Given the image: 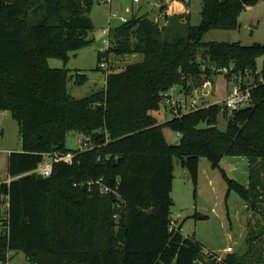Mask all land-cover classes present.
<instances>
[{
  "label": "trees",
  "instance_id": "16d2710c",
  "mask_svg": "<svg viewBox=\"0 0 264 264\" xmlns=\"http://www.w3.org/2000/svg\"><path fill=\"white\" fill-rule=\"evenodd\" d=\"M261 1L204 0L198 26L188 13L165 16L164 26L134 16L110 31L112 46L98 52L96 71L113 55L143 60L122 70L111 66L104 89L75 99L69 82L82 86L87 76L53 69L49 60L67 64L70 53L93 44L95 0H0V111L11 113L22 138L21 152L9 156L13 180L0 183L1 264L11 252H23L30 264H264L261 232H249L244 254L221 260L195 237H184L173 226L171 197L174 158L193 181L195 199L206 158L221 171L229 194L253 210L264 202V63L261 73L257 63L264 43L203 41L214 30H237L243 12ZM222 69L228 81L251 90L247 108L211 104L159 123L154 113L166 94L190 95ZM248 76L251 87L243 86ZM221 114L225 131L218 127ZM164 129L179 134V142L170 144ZM70 132L89 138L90 149L69 150ZM69 153L72 164L55 163L52 175L38 180L47 155ZM226 157L249 159L248 187L222 168ZM96 181L103 186H89Z\"/></svg>",
  "mask_w": 264,
  "mask_h": 264
},
{
  "label": "rangeland",
  "instance_id": "374dc122",
  "mask_svg": "<svg viewBox=\"0 0 264 264\" xmlns=\"http://www.w3.org/2000/svg\"><path fill=\"white\" fill-rule=\"evenodd\" d=\"M204 0H142L135 5L131 0H113L112 4L95 0L89 14L95 31L90 34L93 44L77 52L69 54L67 64L59 59L49 60V66L53 69L67 68L70 76L82 72L88 81L82 86L69 82V93L75 99H83L93 93L102 90L106 86V77L98 66V52L105 46L104 40L108 39L109 31H115L123 23V19L131 20L134 16L147 15L149 19L161 26L165 25V16L172 19L183 13L190 14L191 24L198 26L202 21V8ZM163 13H161V9ZM204 43H241L244 46L264 43V0L258 5L248 8L239 18V28L233 31L214 30L207 33ZM133 45L136 40L132 39ZM117 69L122 70L130 64L141 62L142 56H128L118 59L114 55ZM201 60V59H200ZM258 72L261 73L264 57L258 60ZM213 82L203 81V85L194 87L188 101L196 99L208 104H221L227 93L233 90L236 82L228 81L223 72L212 71ZM254 84L253 76L243 80V86L251 87ZM174 99L179 95L173 92ZM201 102V103H202ZM245 105L243 108H247ZM159 123L172 119L171 106L161 105V110L154 113ZM228 120L223 114L219 117V129L225 131ZM164 134L170 144L179 142V134L169 129H164ZM85 136L76 132L67 135V147L71 151L84 150L82 145ZM22 138L18 123L12 118L10 112L0 111V183H5L9 177L8 157L10 152H21ZM222 168L227 174L248 187L249 185V159L246 157H226ZM264 179V176H263ZM173 200L172 222L176 228H182L184 237H195L207 253L213 252L224 258L229 254L224 253L226 248L232 247L231 254H244L246 251V239L250 231L257 235L263 233L264 239V202L257 204L253 210L234 191L229 194V186L223 179L218 169L212 168L206 158H201L199 165V180L197 185V197L195 199V185L190 179L181 161L174 158V182L171 194ZM197 214L199 216H197ZM202 216L207 219L203 220ZM264 251V240L261 242ZM1 264V263H0ZM8 264H30L23 252H11Z\"/></svg>",
  "mask_w": 264,
  "mask_h": 264
},
{
  "label": "built area",
  "instance_id": "2783aa9c",
  "mask_svg": "<svg viewBox=\"0 0 264 264\" xmlns=\"http://www.w3.org/2000/svg\"><path fill=\"white\" fill-rule=\"evenodd\" d=\"M131 1L133 2V4L139 5L141 4L142 0H131ZM185 1H187L188 3V0H185ZM106 3L112 4L113 0H107ZM125 22H127V20L123 19V23ZM104 44L105 46L100 49V52L102 53H105L106 51H108L112 46L110 31H109L108 39L104 40ZM115 65L116 64L111 58L104 59L102 63L100 64L101 73L103 74V72H105L104 75L106 77L109 72L110 67L115 66ZM221 72L227 74L229 71L228 69H222ZM174 90H176L179 95L178 99H174V94H173ZM188 99H189V95H187L186 93L178 89H173L171 92L166 94L165 103L167 106L168 104L171 106V112L175 116L180 115L181 112L188 113V112L198 110L200 108L208 107L210 105L208 103H203L202 101H197L196 99H193L190 102L188 101ZM221 103L223 104L224 107L228 108L230 111L241 109L245 105H250L251 90L249 88L243 89L239 83H236L233 90ZM82 145L84 146V150L90 149L91 147L90 139L86 137V140H83ZM74 157L75 155L73 153H69L66 155L64 154L47 155L46 161L42 165L39 166V168L36 170V173L38 175H42L43 177H50L53 173L55 163L64 162L67 164H72L74 161ZM93 184L103 186L101 181L90 182L89 186H92ZM101 190H102L101 191L102 193H105L106 191V189L104 188H102ZM3 210H4V218L7 220L8 214L6 213L8 211V205H5ZM0 232H2V230H0ZM232 252H233L232 247H228L225 250L226 254H231ZM218 259L221 260L222 258L219 257Z\"/></svg>",
  "mask_w": 264,
  "mask_h": 264
},
{
  "label": "crops",
  "instance_id": "0c3cea01",
  "mask_svg": "<svg viewBox=\"0 0 264 264\" xmlns=\"http://www.w3.org/2000/svg\"><path fill=\"white\" fill-rule=\"evenodd\" d=\"M231 91H232V90H231ZM231 91H229V92L227 93L226 97L230 94ZM226 97H225V98H226ZM11 153H12V152H10L9 155H8V157H6V160H8V162H9V156H10ZM222 163L224 164V160L222 161ZM12 180H13V179L10 178V176H9L8 179H7V181H6L5 183H10ZM226 249H227V248H226ZM224 253H225V251H224Z\"/></svg>",
  "mask_w": 264,
  "mask_h": 264
},
{
  "label": "water",
  "instance_id": "95a60500",
  "mask_svg": "<svg viewBox=\"0 0 264 264\" xmlns=\"http://www.w3.org/2000/svg\"><path fill=\"white\" fill-rule=\"evenodd\" d=\"M163 8L161 9V13H163ZM43 176L42 175H38V180H43ZM201 259H202V256H201ZM203 264H207L205 261L203 262Z\"/></svg>",
  "mask_w": 264,
  "mask_h": 264
}]
</instances>
